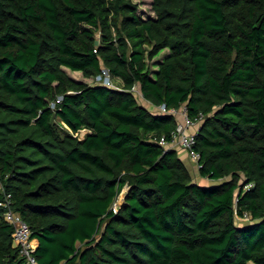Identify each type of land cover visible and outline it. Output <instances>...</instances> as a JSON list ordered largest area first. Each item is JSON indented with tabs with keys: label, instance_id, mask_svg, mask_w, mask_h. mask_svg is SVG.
Here are the masks:
<instances>
[{
	"label": "trees",
	"instance_id": "trees-1",
	"mask_svg": "<svg viewBox=\"0 0 264 264\" xmlns=\"http://www.w3.org/2000/svg\"><path fill=\"white\" fill-rule=\"evenodd\" d=\"M149 7L0 0V264H29L6 195L37 264H264V0ZM104 68L119 89L66 71ZM137 85L202 116L211 183L159 143L177 120Z\"/></svg>",
	"mask_w": 264,
	"mask_h": 264
},
{
	"label": "built area",
	"instance_id": "built-area-1",
	"mask_svg": "<svg viewBox=\"0 0 264 264\" xmlns=\"http://www.w3.org/2000/svg\"><path fill=\"white\" fill-rule=\"evenodd\" d=\"M92 80L93 82L101 83L108 87L116 89L120 88L119 85L110 77L109 71L105 68L102 70L100 75L92 78ZM157 112L171 113L177 120L176 125L171 132V139L167 141L164 137H161L159 143L168 148L176 149L179 147L180 149L185 150L190 160L198 167L199 154L193 149V145L195 143V134L199 124L201 123L202 116L193 119L187 115L185 106H181L178 109H167L164 104L157 107ZM82 134L83 132H81V135ZM9 196L10 195H6V198L3 201V205L7 207L4 212V218L12 225V237L20 246V252L23 256H25L27 263L37 264L33 255L36 242L34 239H31V230L27 223L22 219L20 214L12 210L9 206ZM245 217L248 218L247 215H245Z\"/></svg>",
	"mask_w": 264,
	"mask_h": 264
},
{
	"label": "rangeland",
	"instance_id": "rangeland-1",
	"mask_svg": "<svg viewBox=\"0 0 264 264\" xmlns=\"http://www.w3.org/2000/svg\"><path fill=\"white\" fill-rule=\"evenodd\" d=\"M134 1H136V2H138L139 3V8L142 10V11H146V12H149V0H134ZM67 73H69L72 77H75V78H79V79H82L83 77L81 76V74H78V73H75V72H72V71H70V70H68L67 69ZM85 82H88V83H92L93 82V80L92 79H86L85 80ZM136 90L137 91H135V95H136V97H140V90H139V88L136 86ZM149 111H153V106L152 105H149ZM192 163H194V162H192ZM190 170H191V175H192V177H193V180L194 181H198V179L199 180H202V179H204L203 181H205V182H207V183H211L210 181H206V179L205 178H201L199 175H198V169H197V166H196V164L194 163V166H192L191 168H190ZM197 170V171H196ZM200 178H199V177ZM0 190H1V187H0ZM122 200V195H120L119 196V199L118 200H116L115 201V203H114V207H117L119 204H120V201ZM238 220V224H243V223H246V222H244L243 220H241V219H237Z\"/></svg>",
	"mask_w": 264,
	"mask_h": 264
},
{
	"label": "crops",
	"instance_id": "crops-1",
	"mask_svg": "<svg viewBox=\"0 0 264 264\" xmlns=\"http://www.w3.org/2000/svg\"><path fill=\"white\" fill-rule=\"evenodd\" d=\"M66 71H67V69H66ZM73 72V71H72ZM75 73H78V74H81L80 72H78V71H74ZM69 74V73H68ZM70 75V74H69ZM71 76V75H70ZM82 76V75H81ZM72 77V76H71ZM83 77V76H82ZM73 79H75V80H77V81H82V82H85V80H86V78H82V79H79V78H75V77H72ZM87 79H91V78H87ZM137 87L139 88V90H140V86L139 85H137ZM135 90H136V87H135ZM137 91V90H136ZM137 98V100H138V102L140 103V104H142L144 107H146V108H148L149 107V105H151L149 102H147L144 98H143V96H142V94H141V90H140V97H136ZM153 106V105H152ZM149 109V108H148ZM152 112H157V107L156 106H153V111ZM176 150H177V152H178V155H179V157L182 159V161L184 162V164L186 165V167L188 168V170L191 172V170H190V168L192 167V166H194V163H192V161L190 160V158L188 157V154L186 153V151L185 150H183V149H180L179 147H177L176 148ZM197 171V170H196ZM198 172V171H197ZM199 177V176H198ZM200 178V177H199ZM204 179H202V180H199L198 179V181H196V182H198L199 184H208L207 182H205V181H203ZM206 181H208L207 179H206Z\"/></svg>",
	"mask_w": 264,
	"mask_h": 264
}]
</instances>
